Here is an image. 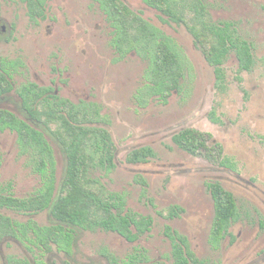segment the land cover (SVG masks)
Wrapping results in <instances>:
<instances>
[{
    "label": "rangeland",
    "instance_id": "374dc122",
    "mask_svg": "<svg viewBox=\"0 0 264 264\" xmlns=\"http://www.w3.org/2000/svg\"><path fill=\"white\" fill-rule=\"evenodd\" d=\"M123 1L170 36L191 65L179 80L180 91L170 92L165 102L146 95L148 63L133 54L119 57L111 48L112 31L92 0H44L34 18L26 2L0 0V64L14 89L32 83L50 88V101L99 107L106 123L92 126L108 131L115 147L113 167H91L87 178L92 183L86 187L120 196L124 213L151 219L150 230L129 242L100 228L70 230L62 225L59 230L48 210L0 209V223L6 219L22 238L7 236L0 241V264L9 258L109 264L105 253L119 264L135 255L146 258L142 264H173L166 228L187 240L195 260L191 264H264V0H201L209 20L234 22L255 59L251 71H239L229 52L221 65L220 84L182 24L161 23L141 0ZM20 104L12 91L0 99V110L26 121ZM185 127L210 134L232 167L208 163L177 148L171 136ZM48 134L44 136L53 152L56 195L65 178L66 159ZM17 140L15 132L0 131V193L22 200L37 195L45 178L34 168L38 155L33 158ZM143 146L154 156L147 163L127 164L126 154ZM208 183H218L237 206V218L217 249L209 243L214 206ZM41 235L48 251L33 244ZM68 235L74 245L66 255L56 243L61 238L62 244Z\"/></svg>",
    "mask_w": 264,
    "mask_h": 264
},
{
    "label": "trees",
    "instance_id": "16d2710c",
    "mask_svg": "<svg viewBox=\"0 0 264 264\" xmlns=\"http://www.w3.org/2000/svg\"><path fill=\"white\" fill-rule=\"evenodd\" d=\"M22 1L26 2L31 18L39 16L44 0ZM142 1L165 16V21L182 24L185 27L194 38L195 46L200 49L206 62L214 68L218 84L223 80L220 66L229 52L235 55L240 70H250L253 66L250 45L238 35L234 22L215 23L209 20L201 0ZM103 9L114 20L117 50L119 52L123 49L136 50L141 57L148 58L149 68L145 80L152 85L146 88V95H156L165 102L171 90L179 89L178 81L183 78L184 73L191 70L186 56L171 39L163 36L118 0H108ZM1 71L0 99H4L12 91V83L4 64L1 65ZM16 94L21 100L19 109L27 120H20L12 113L0 110V131L9 129L15 132L19 145L24 150L31 151L33 158L38 155V158H35L37 160H33L37 163L34 168L45 178V183L37 195L27 199H15L0 193V209L16 212L48 210L52 219L60 225H57L59 230L62 225L70 230L100 228L117 233L129 242H134L139 235L148 232L151 219L136 218L132 214L124 213V201L120 196H105L101 188L94 191L86 187L92 183L87 178V172L91 167L97 165L106 170L113 167L115 147L108 131L102 127L92 126L106 123L105 118L99 114V107L94 104L75 106L61 100L50 101L47 96L48 90L32 83L21 85L16 89ZM51 125L54 127L51 128ZM45 133H49L48 135L58 143L66 159L65 178L56 195H54L55 163ZM172 142L193 157H201L220 167H232L223 156L222 145L214 142L209 134L186 128L174 135ZM153 156L150 148L143 147L128 153L125 161L128 164H143ZM206 187L214 206L209 243L217 249L231 223L237 218V206L233 196L218 183H208ZM169 216L172 217L173 213H169ZM15 233L6 219L4 223H0V241L7 236L22 240ZM165 235L172 243L173 264H189V261H195L184 237L171 232L169 228L165 229ZM45 239L44 235H41L37 243H33L34 245L39 243L43 252L49 250ZM62 239H64L61 241L62 244L61 238L56 244L59 250L69 255L74 238L68 235ZM104 257L109 264H119L114 257L106 253ZM145 261L143 255H135L124 264H142ZM6 264L47 262L37 258H34L32 263L9 258Z\"/></svg>",
    "mask_w": 264,
    "mask_h": 264
},
{
    "label": "flooded vegetation",
    "instance_id": "af4514ba",
    "mask_svg": "<svg viewBox=\"0 0 264 264\" xmlns=\"http://www.w3.org/2000/svg\"><path fill=\"white\" fill-rule=\"evenodd\" d=\"M93 2H95L97 5H98V8H99V10L102 12V14L104 15V17H105V20H106V23H107V25H108V27H109V29H111V37H110V46H111V48L114 50V52L117 54V56H119V57H124V56H126V55H129V54H133V55H136V56H138L139 58H141L142 60H144V61H146L148 64H147V67H146V69H145V73H144V78H145V74H146V72H147V70H148V68H149V60H148V58H143V57H141V55L136 51V50H127L126 51V49L124 50H121L120 52L117 50V48H116V44H115V38H116V36H117V31H116V29H115V27H114V20L113 19H111L110 17H109V15L107 14V12L106 11H104V9H103V6H104V4H107L108 3V0H92ZM120 3H122L124 6H126L127 7V9H129L131 12H133L134 14H136L139 18H141L143 21H145L147 24H149L150 26H152V27H154V28H156L163 36H165V37H167V38H169V39H171L172 40V38L170 37V36H166L165 34H164V32L160 29V28H158L156 25H154V24H152L151 22H149L148 20H146L145 18H143L142 17V14H141V12L140 11H135L134 9H132L131 8V6L127 3V2H125V1H123V0H118ZM142 1V0H141ZM142 3H143V6H144V8L146 9V10H151V11H154L156 14H157V18H158V20L161 22V23H163V24H165V25H171V24H176V23H172V22H168V21H165V16H163L162 14H160L157 10H155V9H153V8H151V7H149L147 4H145L143 1H142ZM176 25H178V24H176ZM239 35V34H238ZM240 36V35H239ZM241 37V36H240ZM242 38V37H241ZM194 39V38H193ZM243 40H244V38H242ZM173 41V40H172ZM244 41H246V40H244ZM174 42V41H173ZM247 42V41H246ZM175 43V42H174ZM248 43V42H247ZM249 45H250V43H248ZM250 48H251V45H250ZM140 51H141V48L139 49ZM251 54H252V50H251ZM235 56V55H234ZM252 58H253V60H254V64H253V66L251 67V69L250 70H240V68H239V65H238V62H237V59H236V62H237V65H238V70L239 71H243V72H249V71H251L252 70V68L255 66V59H254V56H253V54H252ZM205 59V58H204ZM206 61V60H205ZM207 63V62H206ZM208 64V63H207ZM223 64V63H222ZM221 64V65H222ZM209 65V64H208ZM210 66V65H209ZM212 67V66H211ZM220 68H221V66H220ZM0 72H2L1 71V64H0ZM145 82H146V85H145V89L147 88V87H149V86H151L152 84L150 83V82H148V81H146L145 80ZM178 84H179V81H178ZM179 86V85H178ZM12 88H13V85H12ZM47 90H48V94H52L53 95V93H52V90L50 89V88H46ZM12 91H15L16 92V89H12ZM11 91V92H12ZM51 91V92H50ZM172 91H175V90H171L170 92H172ZM177 91L179 92L180 91V87H179V89H177ZM170 94V93H169ZM17 95V94H16ZM153 96H156V95H153ZM17 97H18V95H17ZM56 97V96H55ZM150 97H152V96H150ZM157 98H159L158 96H156ZM49 98H50V95H49ZM159 100L160 101H162L161 100V98H159ZM186 128H192V127H185V128H182V129H180V130H178L176 133H174L172 136H171V141H172V137L174 136V135H176L179 131H181V130H183V129H186ZM193 129H195V128H193ZM195 130H197V129H195ZM199 131V130H198ZM204 133V132H203ZM207 134V133H206ZM210 135V134H209ZM212 137V136H211ZM213 139V138H212ZM215 142V141H214ZM144 147V146H143ZM143 147H138V148H136V149H133V150H137V149H139V148H143ZM149 148V147H148ZM133 150H130L128 153H130V152H132ZM127 153V154H128ZM127 154H126V156H127ZM126 156H125V160H126ZM191 156V155H190ZM191 157H193V156H191ZM197 158V157H196ZM199 158H201V157H199ZM201 159H203V158H201ZM204 160V159H203ZM206 161V160H205ZM126 162V161H125ZM206 162H208V163H210L209 161H206ZM128 164V163H127ZM140 164H142V163H140ZM130 165H135V164H130ZM149 232V231H148ZM147 233V232H146ZM188 244V243H187ZM188 248H189V244H188ZM171 249H172V245H171ZM59 251H61L62 252V250H59ZM64 252V251H63ZM65 253V252H64ZM171 256H172V254H171ZM144 259H146V258H144ZM47 262V264H49L48 263V261H46ZM192 262L191 261H189V264H191ZM146 264H147V262H146Z\"/></svg>",
    "mask_w": 264,
    "mask_h": 264
}]
</instances>
